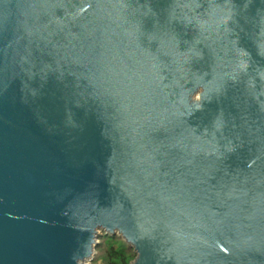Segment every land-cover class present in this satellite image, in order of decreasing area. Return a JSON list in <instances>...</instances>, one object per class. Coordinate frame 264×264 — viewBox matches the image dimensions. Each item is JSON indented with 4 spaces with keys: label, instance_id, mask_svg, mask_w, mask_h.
<instances>
[{
    "label": "water",
    "instance_id": "water-1",
    "mask_svg": "<svg viewBox=\"0 0 264 264\" xmlns=\"http://www.w3.org/2000/svg\"><path fill=\"white\" fill-rule=\"evenodd\" d=\"M264 264V0H0V264Z\"/></svg>",
    "mask_w": 264,
    "mask_h": 264
},
{
    "label": "rangeland",
    "instance_id": "rangeland-1",
    "mask_svg": "<svg viewBox=\"0 0 264 264\" xmlns=\"http://www.w3.org/2000/svg\"><path fill=\"white\" fill-rule=\"evenodd\" d=\"M118 236L119 235H117L114 239H111L107 237L106 234L103 232V234H101L99 238V245L101 244L100 247L96 249L93 259L91 261H87V263L109 264L108 251L111 243H117L118 245H121L122 247L127 249L130 253H134V250L128 249L125 241L123 239H120Z\"/></svg>",
    "mask_w": 264,
    "mask_h": 264
},
{
    "label": "trees",
    "instance_id": "trees-1",
    "mask_svg": "<svg viewBox=\"0 0 264 264\" xmlns=\"http://www.w3.org/2000/svg\"><path fill=\"white\" fill-rule=\"evenodd\" d=\"M106 236L111 239H114L117 235L111 236L109 234H106ZM119 238L122 239L121 237ZM100 245L97 248H99ZM126 245L128 249L134 250L133 247L129 246L127 243ZM135 258H136L135 251L134 253H130L127 249H125L121 245H118L117 243L110 244V248L108 251L109 264H131Z\"/></svg>",
    "mask_w": 264,
    "mask_h": 264
}]
</instances>
